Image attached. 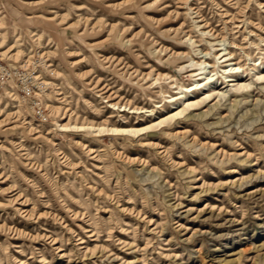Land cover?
Here are the masks:
<instances>
[{"label":"rangeland","instance_id":"374dc122","mask_svg":"<svg viewBox=\"0 0 264 264\" xmlns=\"http://www.w3.org/2000/svg\"><path fill=\"white\" fill-rule=\"evenodd\" d=\"M0 65V264H264V0H0Z\"/></svg>","mask_w":264,"mask_h":264},{"label":"bare ground","instance_id":"6f19581e","mask_svg":"<svg viewBox=\"0 0 264 264\" xmlns=\"http://www.w3.org/2000/svg\"><path fill=\"white\" fill-rule=\"evenodd\" d=\"M182 2V1H181ZM202 33V32H201ZM203 34H205V33H203ZM223 41V40H222ZM229 56H230V54H229ZM222 57H224V55L222 56ZM229 59L230 58H228V59H225V60H223V62H227V61H229ZM29 63V62H28ZM200 63V62H199ZM204 64V61L202 62V63H200L199 65H203ZM27 65V64H26ZM28 66V65H27ZM22 68L23 67H26V66H21ZM20 67V68H21ZM202 67V66H201ZM204 69H205V67H203ZM201 74V73H200ZM32 87L31 86H29L28 85V87L32 90V93H33V95L34 96H37L38 95V93H36L37 91H35V89L37 90V89H42V87H44V88H47V86L49 85V83L48 82H46V81H44L42 78H41V76H39V75H36V74H34L32 77ZM39 84H38V83ZM34 89V90H33ZM55 110V109H54ZM56 113V112H55ZM68 129L65 127H63L62 129H61V131H67ZM111 132L110 133H112V135H118L119 133H121L122 132V130H118V129H111L110 130Z\"/></svg>","mask_w":264,"mask_h":264},{"label":"built area","instance_id":"2783aa9c","mask_svg":"<svg viewBox=\"0 0 264 264\" xmlns=\"http://www.w3.org/2000/svg\"><path fill=\"white\" fill-rule=\"evenodd\" d=\"M0 71H5L4 67H2V65H0ZM18 74H20L21 76H24L25 73L23 71H21L20 69L17 70ZM21 93L24 97H34L32 90L28 87V84H25L22 88H21ZM42 116V115H41ZM40 116V118H41Z\"/></svg>","mask_w":264,"mask_h":264}]
</instances>
